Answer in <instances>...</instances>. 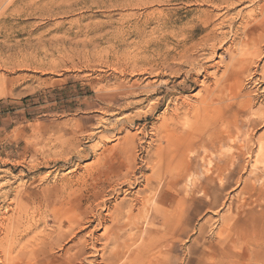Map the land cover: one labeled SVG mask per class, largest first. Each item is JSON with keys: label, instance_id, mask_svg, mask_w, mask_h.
Masks as SVG:
<instances>
[{"label": "rangeland", "instance_id": "374dc122", "mask_svg": "<svg viewBox=\"0 0 264 264\" xmlns=\"http://www.w3.org/2000/svg\"><path fill=\"white\" fill-rule=\"evenodd\" d=\"M201 44L206 46L198 52L192 47ZM187 50H194L193 57L200 59L188 77L184 73L188 68L181 65ZM241 56L246 63L240 62ZM199 67H210L208 73L221 80L220 95L211 93L214 79H205ZM172 68L184 72L174 75ZM231 73V84H226L225 77ZM190 80H198L199 85L202 80L206 87ZM229 103L235 106L230 111ZM187 104L195 108L192 117ZM205 106L222 110L219 119L211 122V130L202 132L206 135L202 140L196 132L199 135L203 127L199 111ZM261 118L264 0H0V264H12L14 257L16 264L34 263L20 251L12 255L8 251L16 229L21 233L18 247L29 236L23 238L19 208L41 210L48 217L36 233L63 234L79 215L90 216L86 235L74 225L71 234L56 242L50 263L44 264H108L111 253L119 255L114 264H264V161L255 160L259 152L264 153ZM207 139L221 143L213 151L206 150ZM222 159L228 160L229 168L242 170L233 175L212 170ZM110 212H119L117 227L110 220L107 227L99 226V218ZM4 216H11V221ZM68 220L71 223L63 226ZM155 232L162 235H156L162 246L147 251ZM145 235L150 237L145 240ZM130 243L137 246V261L134 255L128 257Z\"/></svg>", "mask_w": 264, "mask_h": 264}, {"label": "bare ground", "instance_id": "6f19581e", "mask_svg": "<svg viewBox=\"0 0 264 264\" xmlns=\"http://www.w3.org/2000/svg\"><path fill=\"white\" fill-rule=\"evenodd\" d=\"M238 1V0H237ZM224 3V2H223ZM227 3V2H226ZM229 4V3H228ZM227 4V5H228ZM233 5V4H232ZM230 7H231V5H230ZM229 7V8H230ZM232 8V7H231ZM208 20H210V19H208ZM207 20V21H208ZM225 20H227V19H225ZM233 20V19H232ZM207 21H206V23H207ZM223 21V20H222ZM228 21V20H227ZM210 22V21H209ZM226 22V21H225ZM246 22V21H245ZM160 23V22H159ZM157 24V23H156ZM155 24V25H156ZM208 24V23H207ZM153 25L154 24H152L150 27L151 28H153ZM224 26H225V23L223 24ZM249 25V24H248ZM253 25V24H252ZM157 26V25H156ZM162 26V25H161ZM169 26V25H168ZM184 26V25H183ZM221 26H222V24H221ZM220 26V27H221ZM257 26V25H256ZM158 27V26H157ZM163 27V26H162ZM218 27V26H217ZM219 27V28H220ZM162 29V28H161ZM221 29V28H220ZM223 29V28H222ZM165 30V29H164ZM181 30V29H180ZM214 30V29H213ZM253 30V29H252ZM143 30H141V32H142ZM155 30H153V32H154ZM158 31H161V30H159L158 29ZM158 31H156V32H158ZM174 31V30H173ZM176 31V30H175ZM178 31V30H177ZM183 31V30H182ZM216 31V30H215ZM218 31V30H217ZM221 31V30H220ZM146 32V31H145ZM164 32V31H163ZM167 32H168V30H167ZM171 32V31H170ZM227 32V31H226ZM230 32V31H229ZM258 32V31H257ZM262 32V31H261ZM260 32V33H261ZM150 33H151V29H150ZM159 33V32H158ZM174 33V32H173ZM181 33V32H180ZM222 33V32H221ZM231 33V32H230ZM141 34V33H140ZM143 34V33H142ZM163 33H161V35H162ZM169 34V33H168ZM182 34V33H181ZM209 34V33H208ZM207 34V35H208ZM215 34H219V33H215ZM229 34V33H228ZM242 34V33H241ZM259 34V33H258ZM262 34V33H261ZM165 35V34H164ZM171 35V34H170ZM169 35V36H170ZM176 35V34H175ZM174 35V36H175ZM213 35V34H212ZM142 36V35H141ZM147 36V35H146ZM172 36H173V34H172ZM173 36V37H174ZM183 36V35H182ZM206 36V35H205ZM209 36V35H208ZM219 36V35H218ZM151 37V36H150ZM157 37V36H156ZM155 37V38H156ZM160 37V36H159ZM180 37H181V35H180ZM207 37V36H206ZM212 37V36H211ZM249 37V36H248ZM152 38V37H151ZM154 38V41L156 42V41H158V39L156 40ZM161 38V37H160ZM176 38V37H175ZM208 38V37H207ZM213 38V37H212ZM215 38H217V37H215ZM224 38H225V36H224ZM228 38V37H227ZM153 39V38H152ZM178 39V38H177ZM201 39H203V38H201ZM252 39V38H251ZM255 39H257V38H255ZM171 40V39H170ZM176 40V39H175ZM181 40V39H180ZM182 40H184V38H182ZM204 40V39H203ZM202 41V40H201ZM204 41H206V38H205V40ZM214 41H216L215 39H214ZM218 41V40H217ZM251 41V40H250ZM150 42H151V40H150ZM203 42V41H202ZM208 42H210V41H208ZM254 42V41H253ZM158 43V42H157ZM215 44H216V42H214ZM258 43V42H257ZM257 43L255 44L256 46H257ZM168 44V43H167ZM166 44V45H167ZM179 44V43H178ZM198 44V43H197ZM215 44H212V45H214V46H212V47H215ZM220 44V43H219ZM222 44V43H221ZM154 45V44H153ZM205 45V44H204ZM204 45H199L198 47H196V45H194V46H192V47H195L196 49H195V51H200V50H203V48H204ZM211 45V44H210ZM253 45H254V43H253ZM259 45V44H258ZM177 46V45H176ZM184 46V45H183ZM206 46V45H205ZM207 46H208V44H207ZM263 46V45H262ZM161 47H162V45H161ZM160 47V48H161ZM182 47V46H181ZM211 47V46H210ZM235 47V46H234ZM154 48V47H153ZM184 48V47H183ZM206 48V47H205ZM208 48V47H207ZM207 48H206V51H207ZM157 49V48H156ZM155 49V50H156ZM159 49V48H158ZM165 49V48H164ZM166 49L168 50V48L166 47ZM215 49V48H214ZM229 49V48H228ZM258 49V48H257ZM141 50H143V48L141 49ZM154 50V49H153ZM186 50V49H185ZM210 49L208 48V51H209ZM236 50H239L238 48L236 49ZM242 50V49H241ZM248 50V49H247ZM250 50V49H249ZM256 49H254V51H255ZM259 50V54H260V49H258ZM157 51V50H156ZM171 51V50H170ZM192 51V50H191ZM194 51V50H193ZM193 51H192V53H193ZM205 51V50H204ZM207 51V52H208ZM214 51V50H213ZM142 52V51H141ZM144 52V51H143ZM157 52H159V51H157ZM163 52H164V50H163ZM180 52H182V51H180ZM183 52H184V50H183ZM196 52V53H197ZM203 52V51H202ZM201 52V53H202ZM212 52V51H211ZM153 53V52H152ZM191 52H189L188 50L185 52V54H184V58H182V60H183V62H182V64L181 65H184V66H186L185 68H188L187 70L188 71H186L185 70V72L183 71V69H181V68H177V69H174V68H172L171 69V73H173L174 75L176 74H180L181 72L183 73H186L187 74V77H188V74L189 73H191L192 71L195 73V71L194 70H196V68H198V63L196 62V60L198 61V59H195L194 57H193V55L194 54H192ZM142 54V53H141ZM154 54V53H153ZM155 54H157L156 52H155ZM167 54V53H166ZM204 54V53H203ZM205 54H206V52H205ZM208 54V53H207ZM232 54V53H231ZM230 54V55H231ZM259 54H257L258 56H259ZM165 55V54H164ZM147 56V55H146ZM145 56V57H146ZM144 57V56H143ZM142 57V58H143ZM163 57V56H162ZM170 57V56H169ZM179 57V56H178ZM197 57V56H196ZM141 58V59H142ZM147 58H148V56H147ZM150 58V57H149ZM148 58V59H149ZM159 58V57H158ZM165 58V57H164ZM180 58L181 57H179V60H180ZM206 58V57H205ZM209 57H207L206 59H208ZM221 58V57H220ZM175 59V58H174ZM178 59V58H177ZM203 59H204V57H203ZM211 58H209V60H210ZM144 60H146V59H144ZM151 60H152V58H151ZM202 60V59H201ZM205 60V59H204ZM203 60V61H204ZM208 60V61H209ZM255 60V59H254ZM171 61V60H170ZM176 61V60H175ZM199 61H200V59H199ZM211 61H212V59H211ZM221 61H223V60H221ZM225 61V60H224ZM167 62V61H166ZM177 62V61H176ZM204 62H206V61H204ZM240 62L241 63H246L247 61H245L244 60V57L243 56H241L240 57ZM173 63H175V62H173ZM181 63V62H180ZM209 63V62H208ZM214 63H216V62H214ZM217 63H218V61H217ZM223 63V62H222ZM222 63H220V64H222ZM176 65L178 64V63H175ZM210 64V63H209ZM249 64V63H248ZM248 64H246V65H248ZM143 65V64H142ZM147 65V64H146ZM152 65V64H151ZM167 65H169V64H167ZM170 65H172V64H170ZM205 65V64H204ZM213 65H215V64H213ZM213 65H212V67H213ZM218 65V64H217ZM144 66V65H143ZM150 66V65H149ZM149 66H148V69H146L147 70V73H148V70H150L149 69ZM166 66V65H165ZM173 66V65H172ZM207 66V65H206ZM221 65H219V67H220ZM227 66V65H226ZM245 66V65H244ZM252 66V65H251ZM142 67V66H141ZM146 67V66H145ZM151 67V66H150ZM169 67L170 66H168L167 68L169 69ZM177 67V66H176ZM202 67H204L203 65H202ZM216 67V66H215ZM224 67V66H223ZM155 68V67H154ZM161 68H162V66H161ZM200 69H199V71L203 74V75H205V79H207L208 77H210L211 76V79H212V73H208V69L210 68H201V67H199ZM225 68V67H224ZM246 68V67H245ZM252 68V67H251ZM142 69V68H141ZM160 69V68H159ZM215 69V68H214ZM226 69V68H225ZM228 69V68H227ZM226 69V70H227ZM136 70V69H135ZM134 70V71H135ZM144 70V69H143ZM143 70L141 71L140 70V72H143ZM157 70V69H156ZM217 70V69H216ZM215 70V71H216ZM260 70V69H259ZM153 72H154V70H152ZM158 71V70H157ZM162 71V70H161ZM160 71V72H161ZM169 71V70H168ZM211 71V70H210ZM209 71V72H210ZM221 71V70H220ZM239 71H241V69L239 70ZM254 71V70H253ZM131 72V71H130ZM159 72V73H160ZM164 72H166V71H163V73ZM149 73H150V71H149ZM156 73V72H155ZM155 73H153V74H155ZM214 73V72H213ZM215 73H217V72H215ZM218 73H220V72H218ZM247 73V72H246ZM143 74V73H142ZM167 74H169V72L167 73ZM173 74H170V75H173ZM197 74V73H196ZM199 74V73H198ZM197 74V75H198ZM223 74L225 75V73L223 72ZM156 75V74H155ZM173 75V76H174ZM191 75V74H190ZM219 75V74H218ZM163 76V75H162ZM178 77V76H177ZM181 77V76H180ZM186 77V78H187ZM190 77H192V76H190ZM200 77V76H199ZM216 77H217V75H216ZM215 77V79H214V77H213V79H214V82L211 84V86H210V91H211V93H220V90H221V88L219 87V82L221 81H218L217 80V78ZM219 77V76H218ZM232 77H233V74L231 73V74H228L226 77H225V83L226 84H231V80H232ZM162 78V77H161ZM166 78H168V77H166ZM193 78V77H192ZM223 78V77H222ZM221 78V79H222ZM181 79H182V77H181ZM181 79H179V80H181ZM196 79V78H195ZM250 79V78H249ZM153 80V79H152ZM184 80V79H183ZM182 80V81H183ZM210 80V79H209ZM155 81V80H154ZM181 81V82H182ZM190 81H193V80H190ZM208 81V80H207ZM212 81V80H211ZM151 82V81H150ZM150 82H148L149 84H150ZM186 82V81H185ZM193 82H195L196 84H198L199 83V81L198 80H195V81H193ZM165 83H166V81H165ZM164 83V84H165ZM187 83V82H186ZM205 82L204 81H202L201 80V82H200V85L201 86H204V87H206L205 86V84H204ZM233 83H234V81H233ZM139 84V83H138ZM207 84V83H206ZM238 84L239 83H237V89H240L239 88V86H240V84H239V86H238ZM135 85V84H134ZM133 85V86H134ZM147 85V84H146ZM155 85V84H154ZM181 85H182V83H181ZM199 85V84H198ZM197 85V86H198ZM199 85V86H200ZM235 85V83L233 84V86ZM224 86V85H223ZM232 86V87H233ZM208 87V86H207ZM224 87H228V86H224ZM231 87V86H230ZM133 88V87H132ZM148 88V87H147ZM234 88H235V86H234ZM233 88V91L234 90H236V89H234ZM153 90H155L156 88H152ZM200 89V88H199ZM208 89V88H207ZM144 90H145V88H144ZM143 90V91H144ZM205 90V89H204ZM224 90V89H223ZM230 90H232L231 88H230ZM241 90V89H240ZM239 90V92H241ZM148 91V90H147ZM208 91V90H207ZM209 91V92H210ZM224 91H226V90H224ZM232 91V93L234 94L235 92H233ZM174 92V91H173ZM152 93V92H151ZM154 93V92H153ZM218 93V94H219ZM223 93H225V92H223ZM237 94H238V92H237ZM148 95H150V94H148ZM220 95V94H219ZM230 95H231V93H230ZM239 95V94H238ZM237 95V96H238ZM257 95V94H256ZM212 96V95H211ZM225 96V95H224ZM223 96V97H224ZM229 96V95H228ZM236 96V97H237ZM222 97V96H221ZM222 97V98H223ZM214 98V97H213ZM239 98V97H238ZM158 100H159V98H158ZM215 100H217V99H215ZM221 100V99H220ZM227 100H228V98H227ZM234 100V99H233ZM141 101V100H140ZM139 101V102H140ZM151 101V100H150ZM149 101V102H150ZM225 101V100H224ZM138 102V101H137ZM138 102V103H139ZM148 102V103H149ZM153 102V101H152ZM152 102H150V103H152ZM155 102V101H154ZM156 102H157V100H156ZM184 102H186V101H184ZM184 102H183V104H184ZM189 102V101H188ZM222 101H220V103H221ZM234 102V101H233ZM146 104H147V102H146ZM153 104V103H152ZM151 104V106L153 107V105ZM182 104V103H181ZM217 104V103H216ZM242 104V103H241ZM128 105V104H127ZM175 105V104H174ZM188 105V104H187ZM200 105H201V103H200ZM199 105V106H200ZM205 105V104H204ZM203 105V106H204ZM227 106H228V108H229V110L228 111H230V108H232V106H234V103H229V104H226ZM130 106V105H129ZM150 106V105H149ZM148 106V107H149ZM183 106H185V105H183ZM194 106V105H193ZM207 106H209V105H207ZM212 106V105H211ZM226 106V107H227ZM238 106H240V105H238ZM176 107V106H175ZM235 107V106H234ZM241 107H242V105H241ZM178 108V107H177ZM186 108H188V111L190 112V114H191V117H192V115L194 114V109L192 110V107H191V105H188ZM223 108V107H222ZM237 109H238V107H236ZM146 109V108H145ZM149 109V108H148ZM154 109V107L152 108V110ZM156 109V108H155ZM168 109V108H167ZM171 109V108H170ZM217 109V108H216ZM221 109V108H220ZM220 109H218L217 111L215 110V111H213L212 110V108H210V107H206L205 106V108H201V110L199 111V113L201 114V119H202V125L201 126H203L202 127V129L199 131V135H197V132H196V136H200L199 137V139H204V137L206 136H203V134H202V132H205L206 130H208L209 129V131L211 130L210 129V127H211V122L212 121H214V120H218L219 119V114H221L220 113ZM240 109V108H239ZM249 109H251V107L249 108ZM248 109V110H249ZM151 110V111H152ZM186 111H187V109H185ZM222 110V109H221ZM247 110V111H248ZM149 111V110H148ZM145 112L147 113V111L145 110ZM177 112H178V110H177ZM211 112H215L214 114H211ZM144 113V112H143ZM251 113V112H250ZM178 114H180V110H179V112H178ZM248 115V114H247ZM252 115H254V114H252ZM169 116V115H168ZM176 116V115H175ZM181 116V115H180ZM189 116V115H188ZM194 116V115H193ZM172 117V116H171ZM253 117V116H252ZM252 117H250V118H252ZM177 119H179L178 117H176ZM186 118V117H185ZM195 118H196V116H195ZM243 118V117H242ZM174 119H175V117H174ZM174 119H172L173 120V122H174ZM258 119V118H257ZM256 119V120H257ZM261 119H263L264 120V118H261ZM179 120H181V119H179ZM178 120V121H179ZM184 120V119H183ZM246 120V119H245ZM248 120V119H247ZM163 121V120H162ZM176 121V120H175ZM185 122L187 121V120H184ZM244 121V120H243ZM260 121V120H259ZM198 122H199V120H198ZM253 122V121H252ZM258 122V121H257ZM184 123V122H183ZM187 123V122H186ZM197 123V122H196ZM245 123V122H244ZM251 123V122H250ZM169 124V123H168ZM175 124V123H174ZM176 124H177V122H176ZM175 124V125H176ZM189 124H191L190 122H189ZM225 124V123H224ZM223 124V125H224ZM242 124V123H241ZM246 124V123H245ZM258 124V123H257ZM171 125V124H170ZM194 125V124H193ZM198 125V124H197ZM256 125V124H255ZM177 126V125H176ZM176 126H174V127H176ZM186 126V125H185ZM216 126V125H215ZM226 126V125H225ZM248 126V125H247ZM247 126H246V128H247ZM249 126H252V127H254V124L253 125H249ZM171 127V126H170ZM184 126H182V128H183ZM231 127V126H230ZM229 127V128H230ZM234 127V126H233ZM236 127V126H235ZM237 127H238V125H237ZM241 127V126H240ZM244 127H245V125H244ZM257 127V126H256ZM169 128V127H168ZM172 128V127H171ZM179 129V128H178ZM187 129V128H186ZM192 128L190 127V130H191ZM237 129V128H236ZM239 129V128H238ZM243 129H245V128H243ZM165 130H166V128H165ZM183 130V129H182ZM225 130V129H224ZM228 130V129H227ZM233 130V129H232ZM231 130V131H232ZM240 130H241V128H240ZM239 130V131H240ZM246 130H248V129H246ZM172 131H174L173 129H172ZM192 131V130H191ZM251 131V130H250ZM175 132V131H174ZM187 131H185V134H187L186 133ZM229 132H230V130H229ZM234 132V131H233ZM190 132L188 131V134H189ZM205 133H207V132H205ZM222 133H223V131H222ZM231 133V132H230ZM234 133H236V131L234 132ZM243 133V132H242ZM193 134V133H192ZM252 134H254L253 132H252ZM170 135V134H169ZM181 135V134H180ZM228 135V137L230 138V135H229V133L227 134ZM187 136V135H186ZM218 137H219V135H217ZM238 137L240 136V135H237ZM250 134H248L247 135V139L249 140L250 139ZM176 137V136H175ZM188 137H190V139H191V134H190V136H188ZM223 137V136H222ZM233 137V136H232ZM183 138V137H182ZM254 138V137H253ZM188 139V138H187ZM187 139H186V141H187ZM235 139H236V137H235ZM238 139V138H237ZM173 141H174V139H172ZM176 140H178V139H176ZM208 140V139H207ZM212 141H210V140H208V141H210V142H206L205 143V145H204V147L206 148V150L208 149V150H211L212 149V151H213V149H216V146H217V144H219V143H221V141L219 142L218 140H215V139H211ZM222 140V139H221ZM191 141V140H190ZM233 141H235V140H233ZM255 141V140H254ZM188 142V141H187ZM187 142H185V143H187ZM237 142V141H236ZM250 142V141H249ZM256 142V141H255ZM262 142V141H261ZM228 143H229V140H228ZM173 144V143H172ZM245 144V143H244ZM195 145V144H194ZM221 145V144H220ZM253 145V144H252ZM257 145V144H256ZM259 145V144H258ZM261 145H262V143H261ZM186 146V145H185ZM197 146V145H196ZM201 146V145H200ZM200 146H198V147H200ZM264 146V145H263ZM243 147V146H242ZM254 147V146H253ZM260 146H258V148H259ZM103 148V147H102ZM257 148V147H256ZM255 148V149H256ZM180 149V148H179ZM178 149V150H179ZM189 149V148H188ZM233 149V148H232ZM239 149H241V148H239ZM244 149V148H243ZM246 149V148H245ZM264 149V148H263ZM186 150V149H185ZM205 150V151H206ZM245 151V150H244ZM249 150H248V148H247V151L246 152H248ZM262 151V150H261ZM214 152H216V151H214ZM213 153V152H212ZM234 153H235V151H234ZM242 152H239L238 154L240 155ZM210 154V153H209ZM224 154V153H223ZM244 154V153H243ZM253 154V153H252ZM255 154V153H254ZM232 155V154H231ZM248 155H249V157L251 158V153L250 152H248ZM218 156H220V155H218ZM226 156H229L230 157V155L228 154V155H226ZM225 155H224V157H226ZM223 157V158H224ZM65 158V157H64ZM242 158V157H241ZM222 160H224V159H222ZM232 160H233V158H232ZM257 162H259L260 161V163H262L263 161H264V153H262V152H259L258 153V155L256 156V159H255ZM132 162V161H131ZM151 162V161H150ZM150 162L149 163H147V164H150ZM216 162V161H215ZM222 163H224L225 165L224 166H219V165H222V163L221 164H219V165H215L214 167H213V165H212V170H222V171H224V172H229V174H235L236 172H240L241 170H242V168L241 167H234V168H229L228 167V160H224V161H221ZM100 164V163H99ZM153 164V163H152ZM213 164H214V162H213ZM100 166V165H99ZM151 166V165H150ZM253 166V165H252ZM263 166V165H262ZM112 167V166H111ZM264 167V166H263ZM263 169V168H262ZM92 170H94V169H92ZM129 170V169H128ZM127 170V171H128ZM210 170V168L208 169V171ZM91 171V170H90ZM211 171V170H210ZM221 172V171H220ZM223 172V173H224ZM94 173V172H93ZM222 173V172H221ZM226 173V174H227ZM251 174V173H250ZM97 175V174H96ZM105 175H106V173H105ZM128 175V174H127ZM126 175V176H127ZM216 175V174H215ZM101 176V175H100ZM125 176V175H124ZM125 176V177H126ZM2 177V176H1ZM99 178H101V177H99ZM98 178V179H99ZM105 178V177H104ZM109 178V177H108ZM128 178V177H127ZM196 179V178H195ZM259 179V178H258ZM43 180V179H42ZM44 180H45V178H44ZM96 180V179H95ZM102 180V179H101ZM100 180V181H101ZM106 180V179H105ZM261 180H263V179H261ZM97 181V180H96ZM99 181V180H98ZM107 181V180H106ZM194 181V180H193ZM198 181V180H197ZM264 181V180H263ZM180 182V181H179ZM195 182V181H194ZM253 182V181H252ZM4 183V182H3ZM95 183H97V182H95L94 181V185L93 186H95L96 184ZM102 183V182H101ZM100 183V184H101ZM165 183V182H164ZM167 183V182H166ZM249 183V182H248ZM254 183V182H253ZM2 184V183H1ZM87 184V183H86ZM131 184V183H130ZM161 184H162V182H161ZM193 185V184H192ZM246 186H247V183L245 184ZM254 185L256 186V184L254 183ZM1 186V185H0ZM3 186V185H2ZM87 186V185H86ZM99 186H101V185H99ZM103 186V185H102ZM262 186V185H261ZM4 187V186H3ZM104 187V186H103ZM106 187V186H105ZM204 187H207V186H205L204 185ZM226 187V186H225ZM66 188H68V187H66ZM70 188V187H69ZM101 188V187H100ZM110 188H112L111 186H110ZM114 188V187H113ZM117 188V187H116ZM162 188V187H161ZM203 188V187H202ZM249 188V187H248ZM71 189H72V187H71ZM80 189V191H83V190H81V188H79ZM79 189H77V190H79ZM97 189V188H96ZM199 189V188H198ZM204 189V188H203ZM247 189V188H246ZM63 190V189H62ZM66 190V189H65ZM85 190V189H84ZM90 190V189H89ZM93 190H94V188H93ZM200 190V189H199ZM210 190V189H209ZM79 191V192H80ZM202 191V190H201ZM204 191H205V189H204ZM255 191V190H254ZM264 191V190H263ZM66 193H67V191H65ZM75 192H77L78 193V191H75ZM213 192V191H212ZM64 193V192H63ZM89 193V192H88ZM256 193V192H255ZM72 194H73V192H72ZM72 194H71V196H72ZM91 194V193H90ZM104 194V193H103ZM203 194H204V192H203ZM208 194H209V192H208ZM2 195V194H1ZM74 195V194H73ZM212 195V194H211ZM64 196V195H63ZM82 196H84V195H82ZM81 196V197H82ZM101 196V195H100ZM99 196V197H100ZM106 196V195H105ZM263 196H264V194H263ZM68 197V196H67ZM74 197V196H73ZM77 197H78V195H77ZM88 197V196H87ZM63 198V197H62ZM86 198V195H85V197H84V199ZM260 198V197H259ZM65 199H66V197H65ZM72 199V198H71ZM81 199V198H80ZM86 199H88V198H86ZM86 199H85V201H86ZM93 199V198H92ZM100 199V198H99ZM106 199V198H105ZM110 199V198H109ZM139 199V198H138ZM260 199H262V197L260 198ZM64 200V199H63ZM69 200H70V198H69ZM78 200H79V198H78ZM140 200H141V198H140ZM66 201V200H65ZM73 201V200H72ZM104 201V200H103ZM142 201H144L143 199H142ZM12 202H14V201H12ZM16 202H18V201H16ZM11 203V200H10V202H9V204ZM21 203H22V201H21ZM21 203H19V204H21ZM66 203H67V201H66ZM73 203V202H72ZM74 203H75V199H74ZM88 203H89V201H88ZM87 203V204H88ZM97 203H98V201H97ZM96 203V204H97ZM141 203V202H140ZM144 203V202H143ZM152 203V202H151ZM12 204V203H11ZM24 204V203H23ZM81 204H83V203H81ZM93 204H95V203H93ZM92 204V205H93ZM99 204H100V202H99ZM99 204L98 205H96L95 207L97 208L98 206H99ZM139 204V203H138ZM148 204V203H147ZM29 205V204H28ZM65 205V204H64ZM67 205L70 207V204H68L67 203ZM86 205V204H85ZM102 205V204H101ZM141 205H142V203H141ZM168 205V204H167ZM166 205V206H167ZM8 206V205H7ZM19 206V205H18ZM18 206H17V208H18ZM22 205H20V207H21ZM31 207L33 206V205H30ZM34 206H36L35 204H34ZM78 206V205H77ZM91 206V205H90ZM104 206H105V204H104ZM151 206H153V205H151ZM157 206V205H156ZM155 206V207H156ZM14 207V206H13ZM12 207V208H13ZM27 207V206H26ZM29 207V206H28ZM73 206H71V208H72ZM82 207V206H81ZM100 207V206H99ZM137 207V206H136ZM135 207V208H136ZM144 207V206H143ZM6 208V207H5ZM25 208V207H24ZM67 209H68V207H66ZM75 208V207H74ZM89 208H91V207H89ZM108 208V207H107ZM112 208V207H111ZM114 208V207H113ZM139 208H141V207H139ZM15 208H13L12 210H14ZM35 209V208H34ZM38 209H39V207H38ZM60 209V208H59ZM103 209V208H102ZM105 209H106V207H105ZM151 209H152V207H151ZM6 210V209H5ZM11 210V211H12ZM58 210V209H57ZM70 210V209H69ZM78 209H76V211H77ZM80 210H81V208H80ZM87 210V209H86ZM109 210V209H108ZM120 210V209H119ZM140 210V212H141V209H139ZM10 211V210H9ZM15 211V210H14ZM14 211H12V212H14ZM45 211V210H44ZM47 211V210H46ZM49 211V210H48ZM53 211V210H52ZM110 211V210H109ZM123 211V210H122ZM144 211V210H143ZM157 211V210H156ZM6 212H7V210L4 212L5 214H6ZM16 212H18V214H20L22 217H23V222H22V224H23V228H24V235H23V238L24 237H26V236H28L27 238V240H26V242L25 243H23V245L21 244V246H19L18 247V244H20L19 243V241H20V239H18V235H20L21 233L19 232V229H16L14 232H13V234H12V236H11V239H12V242H10L11 244H10V247L8 248V251H9V253L12 255L13 253H16V252H22V254L23 255H25L28 259L26 260V261H28L29 259L30 260H33L34 261V263L32 262V261H29L30 263L32 262L33 264H44L45 262H47V263H50V259H52L51 257H50V255H52L51 253H54V248H55V246H56V242L57 241H60L62 238L61 237H63L64 235H65V233L66 234H71L76 228H75V226L74 225H76V226H78V228H79V232H85L84 230H86V225L87 224H89V223H91V220L89 219V217L88 218H85L84 216H86V214L84 213V214H81V216L79 215V218L76 220V221H74V225H71V226H68V227H66V230L64 231V233L63 234H61L60 232H55L54 230H53V228L51 229V230H53V231H49V232H47V231H42V229H44L43 227H45V226H43L42 228H41V233L39 232V233H36V232H34L35 230L36 231H40V229H38V227H39V225H40V223L42 222V220H44V218L45 219H47L46 217H44L43 216V213H41L42 211L40 210V212L37 210V209H35V210H33V209H31V208H26L25 210L23 209V208H19ZM71 212H72V210H71ZM73 212H74V210H73ZM89 211H87L86 213H88ZM93 212V211H92ZM95 212H96V210H95ZM112 212V211H111ZM110 212V214H105V215H107V216H105V217H100L99 218V221H97V222H99L100 223V225L99 226H101V227H104L105 225H106V223L110 220V221H112V223L113 224H115V226L114 227H117V224H119L120 223V219L118 218L119 217V212H121V211H119L117 214H115V212L114 213H111ZM152 212V211H151ZM158 212V211H157ZM42 215H41V214ZM48 213V212H47ZM46 213V214H47ZM66 213V212H65ZM76 213V212H75ZM99 213V212H98ZM107 213H108V211H107ZM128 213V212H127ZM146 213V212H145ZM153 213V212H152ZM17 214V215H18ZM72 214V213H71ZM89 214V213H88ZM123 214H125V212L123 213ZM156 214V213H155ZM4 215V214H3ZM3 215H2V217H3ZM7 216V215H6ZM16 216V215H15ZM41 216V217H40ZM76 216V215H75ZM93 216H95V215H93ZM124 216V215H123ZM123 216H120V217H123ZM153 216V215H152ZM1 217V216H0ZM9 217V216H8ZM8 217H5L4 216V218L6 219H10L9 221H11V216L8 218ZM68 217V216H67ZM72 217V216H71ZM92 217V216H91ZM127 217V216H126ZM132 217H134V216H132ZM132 217H131V219H132ZM150 217H151V215H150ZM149 217V218H150ZM125 218V217H124ZM145 218H146V216H145ZM148 218V217H147ZM157 218V217H156ZM5 219H3L4 221H5ZM13 219H15V217L12 215V222H13ZM85 219L87 220L86 222H85ZM95 219H96V216H95ZM123 219V218H122ZM55 220V219H54ZM93 220V219H92ZM124 220V219H123ZM123 220H122V222H123ZM129 220V219H128ZM144 220V219H143ZM150 220V219H149ZM180 220V219H179ZM8 221V220H7ZM48 221H50V220H48ZM147 221V220H146ZM152 221H154V219H152ZM157 221V220H156ZM263 221V220H262ZM56 222V221H55ZM96 222V223H97ZM129 222V221H128ZM6 223V222H5ZM14 223V222H13ZM50 222H48L47 224H49ZM71 222L68 220V221H65L64 223H63V226H65L66 224H70ZM138 223V222H137ZM153 223V222H152ZM242 223V222H241ZM244 223V222H243ZM4 224V223H3ZM8 224H10V222L8 223L7 222V225ZM12 224V223H11ZM111 224V223H110ZM263 224V223H262ZM1 225H2V221H1ZM21 225V224H20ZM56 225V224H55ZM92 225V224H91ZM121 225V224H120ZM155 225V224H154ZM242 225V224H241ZM22 226V225H21ZM57 226V225H56ZM4 227H6V225L4 224ZM9 227V226H8ZM105 227H107V226H105ZM47 228V227H46ZM45 228V229H46ZM59 228V227H58ZM63 228V227H62ZM148 228V227H147ZM168 228H170V226L168 227ZM4 229V228H3ZM50 229V228H49ZM104 229V228H103ZM144 229V228H143ZM143 229H141V230H143ZM150 229V228H149ZM1 230V229H0ZM5 230V229H4ZM8 230V229H7ZM14 230V229H13ZM114 230V229H113ZM140 230V229H139ZM146 229H144V231H145ZM172 230V229H171ZM92 231H93V229H92ZM151 231V230H150ZM168 231V230H167ZM170 231V230H169ZM168 231V232H169ZM18 232L20 233V234H18ZM23 232V231H22ZM76 232V231H75ZM114 232V231H113ZM147 232V231H146ZM166 232V231H165ZM263 232H264V230H263ZM0 233H1V231H0ZM3 233H4V231H3ZM152 233H154L153 232V229H152ZM2 234V233H1ZM10 234H11V231H10ZM58 234V235H57ZM82 234V233H81ZM87 234H89V233H87ZM108 234H109V236L111 237V241H113V239H114V237L112 236V231L111 232H109L108 231ZM141 234H143V233H141ZM4 235V234H3ZM5 235H7V234H5ZM85 235H86V232H85ZM140 235V234H139ZM153 235V234H152ZM156 235H158V234H156V232H155V237H153V242H151V243H147L148 244V246H149V248L147 249L146 247H144L143 246V248L141 249V250H145V251H143V252H146V249H147V251H149V250H151V252H152V250H154L156 247H158V245L160 246L162 243H161V241L158 239V238H160L162 235L160 234V235H158V236H160V237H156ZM166 235V234H165ZM75 236V235H74ZM77 236V235H76ZM143 236V235H142ZM150 236H151V233H150ZM149 235H148V237L147 238H149L150 237ZM262 236V235H261ZM264 236V235H263ZM87 237H89V236H87ZM100 237V236H99ZM137 237H138V235H137ZM68 237H66V239H67ZM92 238V237H91ZM101 238H102V235H101ZM113 238V239H112ZM139 238V237H138ZM147 238H146V235H145V240H147ZM262 238H264V237H262ZM9 239V238H8ZM25 239V238H24ZM23 239V240H24ZM65 239V240H66ZM83 239V238H82ZM93 239H94V237H93ZM96 239V238H95ZM118 239V238H117ZM123 239V238H122ZM3 240V239H2ZM64 240V241H65ZM71 240V239H70ZM102 240V239H101ZM104 240V239H103ZM124 240V239H123ZM127 240V239H126ZM164 240V239H163ZM162 240V241H163ZM168 240V239H167ZM18 241V242H17ZM82 241V240H81ZM96 241H99V240H96ZM111 241H109V243L111 242ZM118 241V240H117ZM132 241V239H130V242ZM137 241V240H136ZM142 241V240H141ZM23 242V241H22ZM91 241H89V243H90ZM123 242V241H122ZM138 242V241H137ZM142 242H144V240L142 241ZM150 242V241H149ZM68 243V242H67ZM72 243V242H71ZM82 243H83V241H82ZM93 243V242H92ZM97 243V242H96ZM103 243V242H102ZM129 243V242H128ZM131 243H134V242H131ZM128 244V245H130V247H131V249H129V250H127V254H128V257L129 256H132L133 257V255L135 256V259H134V261L136 260L137 261V259L139 258L138 257V255H139V252H138V254L137 255H135V251H136V249H137V246L136 245H134V244ZM165 243V242H164ZM163 243V244H164ZM81 244V243H80ZM85 244H86V242H85ZM84 244V245H85ZM99 244V243H98ZM122 244V243H121ZM126 244V243H125ZM136 244V243H135ZM142 244V243H141ZM140 244V245H141ZM144 244H146V243H144ZM8 245V244H7ZM87 245V244H86ZM91 245V244H90ZM112 245V244H111ZM138 246H139V243L137 244ZM167 245V244H166ZM2 247L4 246L5 248H6V246H5V244H4V242H3V245H1ZM92 246V245H91ZM100 246V245H99ZM125 246V245H124ZM162 246V245H161ZM165 246V245H164ZM168 246V245H167ZM166 246V247H167ZM65 247V246H64ZM92 247H94V245L92 246ZM110 247V246H109ZM58 248H60L61 249V246L60 247H58ZM66 248V247H65ZM85 248V247H84ZM96 248V247H95ZM102 248V247H101ZM111 248V247H110ZM109 248V249H110ZM141 248V247H140ZM7 249V248H6ZM77 249H78V247H77ZM80 249V248H79ZM88 249V248H87ZM97 249V248H96ZM123 249V248H122ZM157 249V248H156ZM59 250V249H58ZM98 250V249H97ZM102 250V249H101ZM55 251H56V249H55ZM94 251V250H93ZM98 251H100V250H98ZM109 251V250H108ZM155 251V250H154ZM153 251V253H155ZM169 251V250H168ZM3 252V251H2ZM57 252V251H56ZM101 252V251H100ZM111 252V251H110ZM109 252V253H110ZM108 253V254H109ZM140 253H142V252H140ZM87 254H88V251H87ZM93 254V253H92ZM95 254V253H94ZM118 254V253H117ZM120 254V253H119ZM17 255V254H16ZM99 255V254H98ZM103 255V254H102ZM106 255H107V253H106ZM105 255V256H106ZM143 255V254H142ZM155 255H158V254H156L155 253ZM25 256H23V258L25 259ZM53 256H55V255H53ZM100 256V255H99ZM119 256V255H118ZM118 256L116 257L115 255H114V253H111V258H110V255L108 256L110 259H109V261L107 262L108 264H114V262L116 261V259L118 260ZM127 256V255H126ZM125 256V257H126ZM143 256H145V255H143ZM151 256V255H150ZM91 257V256H90ZM140 257H141V259H143V261H144V258L141 256V254H140ZM22 258V257H21ZM54 258V257H53ZM58 257H56V259H57ZM86 258V257H85ZM102 258V257H101ZM100 258V259H101ZM124 258V257H123ZM155 258V257H154ZM166 258H167V256H166ZM12 259V262H10V263H12V264H16V262H17V258H15L14 257V259L13 258H11ZM18 259H19V257H18ZM55 259V260H56ZM59 259V258H58ZM130 259V258H129ZM128 259V260H129ZM133 259V258H132ZM146 259V258H145ZM159 259V258H158ZM59 260H61V259H59ZM151 260V259H150ZM155 260H156V258H155ZM2 261V260H1ZM11 261V260H10ZM25 260H22V262H24ZM119 261V260H118ZM117 261V262H118ZM124 261V260H123ZM153 261V260H152ZM158 261V260H157ZM164 261H166V260H164ZM29 262H28V264H29ZM76 262V261H75ZM84 262V261H83ZM101 262H102V260H101ZM132 262H133V260H132ZM161 262V261H160ZM159 262V263H160ZM163 262V261H162ZM55 263V262H54ZM79 263H80V261H79ZM122 263V262H121ZM127 263H129L128 261H127ZM131 263V262H130ZM134 263V262H133ZM132 263V264H133ZM137 263V262H136ZM158 263V262H157ZM158 263V264H159ZM164 263V262H163ZM246 263V262H245ZM24 264H26V263H24ZM58 264V263H57ZM61 264V263H60ZM154 264V263H153ZM162 264V263H161Z\"/></svg>", "mask_w": 264, "mask_h": 264}]
</instances>
